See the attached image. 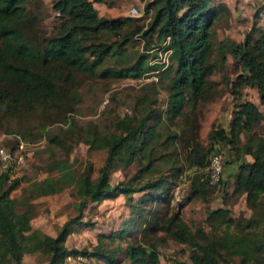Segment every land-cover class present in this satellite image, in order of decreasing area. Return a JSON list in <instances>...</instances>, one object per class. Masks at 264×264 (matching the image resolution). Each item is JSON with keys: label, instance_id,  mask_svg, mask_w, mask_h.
<instances>
[{"label": "rangeland", "instance_id": "obj_1", "mask_svg": "<svg viewBox=\"0 0 264 264\" xmlns=\"http://www.w3.org/2000/svg\"><path fill=\"white\" fill-rule=\"evenodd\" d=\"M150 1L105 0L104 4L95 3L98 16L130 18L132 21L125 23L117 36L103 31L98 33V41L111 44L114 53L105 56L93 76L73 73L67 85L69 90L63 91L64 100L60 101L62 104L58 108L42 104L28 106L24 103H19L15 108L12 104L0 106V146H10L6 143H14L16 138L33 144L26 165L19 168L16 177L19 184L9 196L19 200L21 191L29 182L47 176L56 177L57 172L49 168L61 160L76 175L88 166L90 179L94 180L105 157V150L89 151L84 143V133L87 130L103 134L118 132L117 121L121 118H131L136 123L151 114L146 117L144 126H153L157 138L145 153L148 158H136L127 166L114 162L108 183L129 182L132 186H138L161 179L163 184L157 189L136 192L129 201L121 194L101 202L88 201L80 217L81 222L88 224L81 225L80 229L67 236L65 244L69 248L87 251L96 244L102 250L117 249L116 259L122 260L121 264L126 262L123 258L127 243L153 244L158 252L159 264H189V248L185 244L175 242L165 231L143 230L146 228L144 221H156L157 225L165 226L164 220L175 215L189 233L201 228L210 240H221L224 234L232 239L244 234L253 247L258 242H264V196L256 205H250L245 202L244 194L232 191L234 175H231L230 169L233 163L236 168L237 157L228 145L214 144L208 138V133L215 128L227 131L236 105L247 100L255 102L261 112V121L253 126L252 132L264 138V106L259 103L252 88L243 87L240 98L230 94L229 82L235 80L240 69L230 55L226 54L222 60L217 49L219 41L223 39L236 43L242 41L252 26L264 30V0H212L218 13L211 27L212 46L208 61L213 67L206 77L207 87L203 96L196 98L193 107L184 106L183 115L172 121L164 119L161 114L167 101L169 80L174 73L172 62L162 70L163 74L158 73L155 85L150 86L135 85L129 78L97 75L101 68L115 70L129 66L144 52L143 41L138 37L123 45L117 44L133 24L145 28L150 11H145L144 6ZM131 8L138 11L136 16H130ZM26 11L31 20L30 41L42 46L60 18L52 8L51 0H26ZM136 20H139L138 23ZM148 59L145 60L148 62ZM239 138L242 145L247 134L241 133ZM218 143L223 154L222 178L217 186L210 187L205 184V169L192 164L191 150L200 152L206 161ZM148 159L149 168L140 171ZM7 185L8 182L4 187ZM192 186L197 190L192 191ZM32 204L31 227L51 236L64 221L78 215V199L72 187L57 194L38 197ZM216 209H222L225 215L211 220L210 212ZM129 217L133 222L129 221ZM256 218L260 219L258 226L251 222L246 227L249 219ZM120 229L126 230L123 241L115 238L111 241L109 235ZM35 260L39 263L46 261L37 253L27 255L24 263ZM226 260L238 262L241 257L230 256L222 249L218 262L227 264ZM90 264L102 263L92 260ZM246 264H264V251L252 250V257Z\"/></svg>", "mask_w": 264, "mask_h": 264}, {"label": "trees", "instance_id": "obj_2", "mask_svg": "<svg viewBox=\"0 0 264 264\" xmlns=\"http://www.w3.org/2000/svg\"><path fill=\"white\" fill-rule=\"evenodd\" d=\"M103 2L51 0L60 22L44 39L43 45L39 46L30 41L31 20L26 11V0H0V106L12 104L15 108L19 103H24L28 106L42 104L58 108L62 104L60 101L64 100L63 91L69 90L67 85L73 73L86 76L96 74L105 56L114 53L111 44L98 41V33L103 31L117 36L124 24L132 21L130 18L108 19L98 16L92 4ZM144 9L150 11L145 28L133 24L117 44L123 45L138 37L143 41L144 52L129 66L115 70L101 68L97 75L133 81L150 69L145 59L156 55V52L150 54L148 51L167 42L166 48L171 50L169 63L174 64V73L169 80L167 101L161 114L164 119L172 121L183 115L184 106L193 107L196 98L202 97L206 90V77L213 67L208 61L212 46L211 27L217 18L218 8L212 0H152ZM217 49L222 60L228 54L240 69L235 80L229 82L230 94L240 98L243 87L255 88L259 103L264 106V30L252 26L242 41L236 43L223 39L219 41ZM159 73L163 74L164 71ZM155 83L149 82L142 86ZM146 117L136 123L131 118H121L117 121L118 132L103 134L87 130L84 133V143L89 151L105 150V157L94 180L90 179L88 166L76 175L61 160L49 168L57 172L56 177L47 176L29 182L21 191L20 199L14 200L9 193L19 184V179L8 180L7 174L0 176V264H21L23 255L31 253L42 255L46 264H66L76 257L83 260L81 264H90L92 260L102 264L122 263V260L116 259L117 249L102 250L96 244L88 251L78 250L69 248L65 240L81 225L88 224L80 221L81 212L88 201L101 202L117 194L129 201L132 194L157 189L163 184L161 179L138 186H132L129 182L108 183L114 162L127 166L136 158H148L145 153L151 149L157 132L153 126H144ZM159 117L160 114L157 115ZM260 121L258 107L244 100L236 105L227 131L215 128L208 133V138L214 144L219 142L228 145L237 160L238 155L251 156V162H241L236 167L232 190L235 194H244L245 202L250 205H256L260 197L264 196V138L252 132L253 126ZM241 133L247 134L242 145L239 144ZM14 143L6 144L11 146ZM194 146L196 148L197 144ZM191 156L192 164L205 169V184L208 185L205 156L195 149L191 150ZM147 161L140 171L149 168L150 161ZM6 182L8 185L4 187ZM67 187L74 189L78 199V215L64 221L52 236L33 229L30 225L34 206L32 201L60 193ZM192 189L197 190L194 186ZM224 215L222 209H216L209 216L212 220ZM164 221L165 226L157 225L156 221H144L146 228L143 230H162L169 233L175 242L185 244L189 248V264H219L218 257L222 249L230 256L241 257L238 262L226 260L227 264H246L252 257V250L264 251V242L251 247V241L244 234L233 239L224 234L221 240H210L201 228L189 233L175 215L168 216ZM251 222L258 226L260 219H249L246 227ZM125 233V229L117 230L109 235V239L123 241ZM123 260L126 261L124 264H159L158 252L153 244L127 243Z\"/></svg>", "mask_w": 264, "mask_h": 264}, {"label": "built area", "instance_id": "obj_3", "mask_svg": "<svg viewBox=\"0 0 264 264\" xmlns=\"http://www.w3.org/2000/svg\"><path fill=\"white\" fill-rule=\"evenodd\" d=\"M130 13L132 16H136L138 11L131 8ZM167 42H164L159 48L155 47L148 51V53L156 55L150 56L148 59V65L150 69L147 72L142 73L132 82L135 85L142 86L149 82L158 81V73L168 66L171 50L166 48ZM158 66V67H155ZM17 141L11 146H0V176L3 174L8 175V180L16 178L19 174V168H23L26 165V159L29 158L32 152L33 144L25 140L16 139ZM221 147L216 146L215 150L211 152L207 159L206 174L207 184L210 187H215L221 182L222 170H223V154ZM76 260H82L80 257H76Z\"/></svg>", "mask_w": 264, "mask_h": 264}, {"label": "crops", "instance_id": "obj_4", "mask_svg": "<svg viewBox=\"0 0 264 264\" xmlns=\"http://www.w3.org/2000/svg\"><path fill=\"white\" fill-rule=\"evenodd\" d=\"M105 3V0H104V2L102 3V4H104ZM93 5V7H95V3L94 4H92ZM130 16H132V15H130ZM252 89H254L255 91H256V94L255 95H257L258 96V92H257V90L255 89V88H252ZM250 102H252L253 104H255V102H253V101H250ZM256 105V104H255ZM257 106V105H256ZM252 161V158H251V156H249V155H241L240 157H239V159L238 160H236L235 162H236V167L238 166V164L239 163H243V162H251ZM235 171H236V168L234 167V163H233V166L231 165V169H230V172H231V175H233L234 173H235ZM129 221H131L132 220V218L131 217H129ZM46 234V233H45ZM49 235V234H48ZM35 254H37V253H31V254H24L23 255V257H22V260H21V264H26V263H24V261H25V259H26V257H27V255H35ZM39 254V253H38ZM71 261V262H70ZM70 261H67L66 262V264H72V262H74V264H81V262H78V260L77 261H75V260H70ZM79 261H82V260H79ZM47 262L45 261L44 263L42 262V263H39L38 262V260H35V261H33V262H31V263H29V264H46ZM28 264V263H27Z\"/></svg>", "mask_w": 264, "mask_h": 264}]
</instances>
